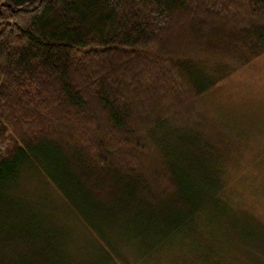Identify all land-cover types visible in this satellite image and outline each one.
<instances>
[{"label": "trees", "instance_id": "obj_1", "mask_svg": "<svg viewBox=\"0 0 264 264\" xmlns=\"http://www.w3.org/2000/svg\"><path fill=\"white\" fill-rule=\"evenodd\" d=\"M262 54L264 0H0V264L84 257L20 202L29 174L98 264H131L120 237L159 263L227 264L218 233L249 198L184 110Z\"/></svg>", "mask_w": 264, "mask_h": 264}, {"label": "rangeland", "instance_id": "obj_2", "mask_svg": "<svg viewBox=\"0 0 264 264\" xmlns=\"http://www.w3.org/2000/svg\"><path fill=\"white\" fill-rule=\"evenodd\" d=\"M184 112V116L197 124L198 132L213 138L221 146V153H225L224 158H214L216 172L228 171L232 190L249 198V202L234 200L239 202V210L227 220L228 232L218 233L227 264H264V54L250 65L231 72L216 87L189 104ZM175 123L183 126V119ZM172 141L170 137V146ZM29 175L36 181H27L20 194L24 201L20 202L34 205L33 212L40 214L55 231L59 229L61 235L75 236L72 237L74 245L84 252L80 259L69 254L73 259L76 257L77 263L98 264L103 255H91V239L88 243L83 240L86 232L75 243L77 238L71 228L77 221L62 198L45 179L42 182L38 175ZM118 241L116 246L130 251L127 258L133 255L131 264H170L169 255L159 263L154 258L146 259L136 242L129 246L121 237Z\"/></svg>", "mask_w": 264, "mask_h": 264}]
</instances>
